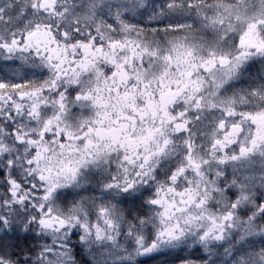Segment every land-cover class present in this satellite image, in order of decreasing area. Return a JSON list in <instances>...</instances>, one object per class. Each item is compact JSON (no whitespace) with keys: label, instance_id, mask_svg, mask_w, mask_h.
<instances>
[{"label":"snow or ice","instance_id":"1","mask_svg":"<svg viewBox=\"0 0 264 264\" xmlns=\"http://www.w3.org/2000/svg\"><path fill=\"white\" fill-rule=\"evenodd\" d=\"M0 264H264V0H0Z\"/></svg>","mask_w":264,"mask_h":264}]
</instances>
